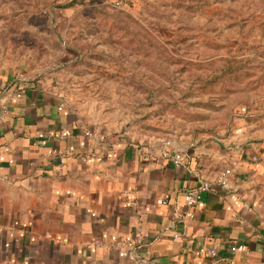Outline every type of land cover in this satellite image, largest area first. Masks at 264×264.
<instances>
[{"label": "crops", "instance_id": "obj_1", "mask_svg": "<svg viewBox=\"0 0 264 264\" xmlns=\"http://www.w3.org/2000/svg\"><path fill=\"white\" fill-rule=\"evenodd\" d=\"M59 94L48 77L0 71V264H264V130L152 148ZM233 161L228 191L185 204Z\"/></svg>", "mask_w": 264, "mask_h": 264}, {"label": "rangeland", "instance_id": "obj_2", "mask_svg": "<svg viewBox=\"0 0 264 264\" xmlns=\"http://www.w3.org/2000/svg\"><path fill=\"white\" fill-rule=\"evenodd\" d=\"M115 1L0 0V71L50 78L152 148L264 130V0Z\"/></svg>", "mask_w": 264, "mask_h": 264}, {"label": "built area", "instance_id": "obj_3", "mask_svg": "<svg viewBox=\"0 0 264 264\" xmlns=\"http://www.w3.org/2000/svg\"><path fill=\"white\" fill-rule=\"evenodd\" d=\"M125 0H117L115 1V4L118 7H122L124 5ZM87 137H91L92 135L87 132L86 133ZM44 135H40V138H43ZM169 145V143H167ZM176 163H179L180 160L177 158L175 159ZM238 166V162L237 161H233L227 168L223 169L222 171H220L217 176L215 177L214 181H202L200 183V185L196 188L190 189L188 190L185 194H184V202L188 207H194V206H200L203 203V199L204 196L207 194H210L213 191L214 186L219 187L221 190L223 191H228L231 188V182H232V178L234 176V172L236 167ZM170 198L169 194L165 195V200H168ZM144 238L139 237L137 239V243L141 244L143 243ZM129 240L127 241H115L114 244L116 246H124L126 244H129ZM96 245L98 247L101 246L100 243H96ZM231 252L236 253L238 251H243V252H247V248L244 244H239L236 246H232L231 247ZM204 253H207L208 255H210L211 257H216L218 254L217 250L215 248L210 249V250H200L197 254L198 255H202Z\"/></svg>", "mask_w": 264, "mask_h": 264}]
</instances>
